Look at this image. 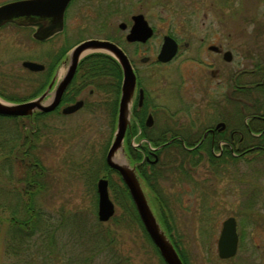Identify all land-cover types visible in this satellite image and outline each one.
Instances as JSON below:
<instances>
[{
	"label": "flooded vegetation",
	"instance_id": "1",
	"mask_svg": "<svg viewBox=\"0 0 264 264\" xmlns=\"http://www.w3.org/2000/svg\"><path fill=\"white\" fill-rule=\"evenodd\" d=\"M73 1L64 10L62 28L45 39L34 37L35 32L44 26V20L0 25V29L7 25L33 29L32 41L39 47L37 59L21 62L31 76V92L11 97L10 103L25 102L45 94L42 102L47 104L53 96L56 97L53 109L16 117L32 118L40 113L43 118L71 119L85 113L90 118L110 119L115 132L122 97H125L126 70L110 50H92L81 55L71 79L61 89L72 48L84 40L98 39L115 45L126 56L133 73L134 85L127 105L128 124L122 152L116 156L134 166L141 180L146 179L145 172H152V167L157 169L155 179L160 183L172 179L173 174L181 180L183 174L174 171L181 161L174 153L179 150L192 155L199 164H211L210 153L217 159H224L225 166L237 162L231 157L242 160L248 153L264 151V48L260 54L246 48L248 59L245 61L251 68L239 70L235 59L239 50L237 37L232 29L227 30L229 23L222 25L220 21H213L207 25L203 20L206 15H203L198 31L191 30L187 21L186 29L180 33H159L144 13L130 12L116 26L112 18L119 15L121 2H96L94 13L99 17L100 11L104 22L95 26L98 29L95 36L68 45L77 35L72 25L65 33L72 18L70 12L75 10L72 7L85 5V2ZM139 15L149 26V34L131 32L134 17ZM86 18L85 25L92 29L94 25L89 14ZM71 32L75 33L73 39L68 38ZM60 34L67 35V44L63 41L62 46L48 55V62H42L46 56L39 52L40 46ZM129 35L134 39H129ZM166 36L175 42L176 51L170 59L161 61L158 55ZM25 61L37 63L41 69L31 70L23 65ZM244 76L251 78L244 79ZM78 103L76 108L69 110ZM41 123L46 122L42 119ZM103 163L107 165L105 157ZM183 163L191 167L186 161ZM108 168L109 173L102 176L108 179L115 173L119 181L121 177ZM190 169L194 176L195 168Z\"/></svg>",
	"mask_w": 264,
	"mask_h": 264
},
{
	"label": "rangeland",
	"instance_id": "2",
	"mask_svg": "<svg viewBox=\"0 0 264 264\" xmlns=\"http://www.w3.org/2000/svg\"><path fill=\"white\" fill-rule=\"evenodd\" d=\"M10 1L13 0H0V4ZM73 2H85V5L72 7V10H75L70 12L72 18L68 21L65 33L72 25L76 28L77 35L68 45L95 36L98 30L95 26L104 22L100 11L99 17L96 12L94 13L96 2H121L122 9L119 15L112 18L116 26L130 12L144 13L154 30L159 33H180L186 29L187 21L191 30L198 31L199 20L203 15H206V18L202 19L207 25L213 21H220L222 25L229 23L227 30L232 29L237 37L239 50L235 59L239 70L251 68L245 61L248 59L245 55L248 52L246 48L250 52L254 50L256 54H260L264 48V0ZM88 14L93 21L92 29L85 25L84 20ZM32 30H23L13 25L0 29V99L5 102L9 103L11 97L25 96L31 92L29 87L31 76L23 69L21 62L38 57L39 47L32 41ZM74 35L75 33L71 32L68 38L73 39ZM66 40L67 35L60 34L45 41L39 52L45 54L46 58L41 61L47 63L48 55L62 46L63 41L67 44ZM42 119L46 123L40 124L37 151L45 168V183L38 200L48 214H46L48 223L64 221L61 220L64 218L70 226L72 221L67 217L73 212L79 213V219L96 217L95 184L102 174L107 173L103 169V161L114 132L111 120L90 118L85 113L71 119L55 116ZM12 127L6 123L0 127L2 129L0 132L6 134L9 132L8 137ZM6 134L0 136L2 140L0 144L2 142L3 146ZM5 152L6 148L1 147L0 203L5 204L8 209L9 199L11 203H15L16 197L11 196H14L21 187L23 171L17 162L11 163L10 166L3 165L1 156ZM234 163L236 165H227L228 173L224 176H213L209 163L201 162L194 170L198 185L178 180L176 174H173L172 179L161 182L164 193L171 198L173 214L162 215V223L160 216H156L184 264H264V159L259 157L258 152L248 153L244 159ZM111 175L114 181L113 189L117 192L115 188L118 183L117 175L115 173ZM140 182L157 214L143 180L140 179ZM11 190H14L13 193ZM112 193L110 186L109 194ZM111 200L115 206L114 215L120 216L126 211V200L123 196ZM205 203L208 205L204 206ZM164 210L169 211L165 208ZM228 216H234L237 220L239 247L233 258L220 260L217 256L216 242L221 223ZM108 226L115 228L112 223ZM2 228L3 225L0 226V242L5 235H2ZM116 228V240L123 255H130L135 264H161L151 243L143 237L139 226L132 223V226L122 224ZM4 262L7 260L0 252V264Z\"/></svg>",
	"mask_w": 264,
	"mask_h": 264
},
{
	"label": "trees",
	"instance_id": "3",
	"mask_svg": "<svg viewBox=\"0 0 264 264\" xmlns=\"http://www.w3.org/2000/svg\"><path fill=\"white\" fill-rule=\"evenodd\" d=\"M43 117L40 113L34 114L32 118L0 115V127L6 123L13 126L8 137L9 132L7 134L0 132V136L6 134L5 145L3 146L2 142L0 144V148H6L1 161L4 166L17 162L23 171L21 187L14 196H11L16 197L15 203H11L9 199L8 209L5 204L0 203V226L3 225L2 235L5 234L0 242V252L7 260L3 264H135L130 255L122 254L116 240V226L120 227L122 224L132 226V223L141 228L143 237L151 243L160 263L165 264L146 234L121 179L116 183L117 192H115L112 186L114 181L110 176L108 177L109 189L111 186L113 191L111 197L114 199V197L123 196L126 200V211L120 216L114 215L108 223H102L95 216L79 219V213L73 212L67 217L72 221L70 226L64 218L61 219L64 221L48 223L47 213L38 200L45 183V168L37 151ZM257 152L259 157L264 159V151L255 153ZM174 153L181 158L174 167V171L183 174L182 181L198 185L190 168H195L199 163L184 150ZM208 158L211 160L209 165L213 176H224L228 173L224 159H217L210 153ZM231 158L235 161L241 160V158ZM183 161L189 163L191 167H187ZM103 169L107 173L110 171L105 164ZM151 170L150 174L145 172L146 179L143 182L162 223V215L173 214L171 212L173 205H171V198L164 193L161 183L155 179L158 177L157 169L152 167ZM11 191L13 193L14 190ZM207 205L204 204V206ZM164 208L169 211L166 212ZM109 223L115 225V228L108 226Z\"/></svg>",
	"mask_w": 264,
	"mask_h": 264
},
{
	"label": "water",
	"instance_id": "4",
	"mask_svg": "<svg viewBox=\"0 0 264 264\" xmlns=\"http://www.w3.org/2000/svg\"><path fill=\"white\" fill-rule=\"evenodd\" d=\"M71 0H14L3 5H0V25L6 22H15L18 24L36 23L37 21H46L43 27L39 28L34 37L45 39L54 32L60 30L63 26V14L68 3ZM38 18L39 20L35 19ZM135 24L131 32L142 31L150 33V28L141 15L134 17ZM147 34V35H148ZM143 37V36H142ZM129 39H134L129 35ZM110 50L124 65L126 70V79L124 83V95L119 110L116 130L113 141L105 155L106 164L115 170L125 184L131 201L135 207L140 222L149 236L150 240L156 247L159 255L165 264H184L181 260L173 243L170 241L162 227L160 226L148 199L143 191L139 177L135 167L131 166L127 160L119 158L118 152L122 150V140L128 124V101L130 100L134 77L130 64L126 56L112 43L105 40L89 39L78 43L72 48L70 54V65L67 75L64 77L61 89L71 79L78 60L81 55L92 50ZM176 51L175 42L168 36L164 38L161 51L158 55L159 60L166 61L170 59ZM23 65L31 70L41 69V66L31 61L23 62ZM45 94L34 99L19 102L8 103L0 99V115L1 116H29L36 111H49L55 106L56 97L47 103L43 104ZM76 104L69 110L76 108ZM122 152V151H121ZM97 193V211L96 216L99 222H107L115 212L114 203L110 199L108 192V180L100 178L96 182ZM238 247V233L236 230V220L229 216L222 221L220 233L217 239V254L220 259H228L236 254Z\"/></svg>",
	"mask_w": 264,
	"mask_h": 264
}]
</instances>
